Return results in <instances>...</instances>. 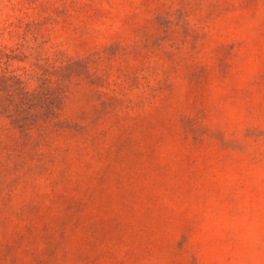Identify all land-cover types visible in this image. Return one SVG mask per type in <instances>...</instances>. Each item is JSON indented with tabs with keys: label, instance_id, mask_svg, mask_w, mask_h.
Wrapping results in <instances>:
<instances>
[{
	"label": "rangeland",
	"instance_id": "374dc122",
	"mask_svg": "<svg viewBox=\"0 0 264 264\" xmlns=\"http://www.w3.org/2000/svg\"><path fill=\"white\" fill-rule=\"evenodd\" d=\"M0 264H264V0H0Z\"/></svg>",
	"mask_w": 264,
	"mask_h": 264
}]
</instances>
